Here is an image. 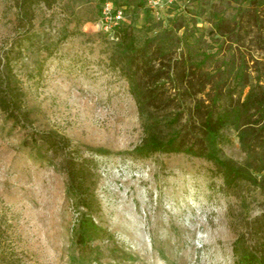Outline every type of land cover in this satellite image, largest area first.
Segmentation results:
<instances>
[{
	"label": "rangeland",
	"instance_id": "rangeland-1",
	"mask_svg": "<svg viewBox=\"0 0 264 264\" xmlns=\"http://www.w3.org/2000/svg\"><path fill=\"white\" fill-rule=\"evenodd\" d=\"M105 1L31 0L21 11V0H0V95L7 90L21 107L8 117L0 105V263L243 264L244 252L263 255L258 187L227 189L202 158L132 155L145 126L168 124L183 108L160 104L139 115L119 41L100 22ZM148 1L111 0L137 47L156 39L163 65L190 50L197 60L206 55L225 88L238 71L264 81L261 0H158L156 9ZM255 12L263 25L251 21ZM44 136L56 139L54 150ZM217 150L248 161L232 127ZM74 157L93 172V237L84 248L67 195L65 159Z\"/></svg>",
	"mask_w": 264,
	"mask_h": 264
},
{
	"label": "trees",
	"instance_id": "trees-1",
	"mask_svg": "<svg viewBox=\"0 0 264 264\" xmlns=\"http://www.w3.org/2000/svg\"><path fill=\"white\" fill-rule=\"evenodd\" d=\"M30 1L21 0L19 9L24 11ZM263 3L261 0L255 5L261 6ZM251 21L255 26L262 24L260 15L256 12ZM216 25L219 29L221 24ZM114 37L119 41L122 53L120 70L129 83L139 115L144 117L149 113L145 112L146 107L153 108L160 104L165 109L183 108L168 124L161 122L145 126V136L133 149L132 155L147 158L155 154H185L202 158L214 166L227 189L246 183L258 187L264 193V175L259 178L255 174H264L262 76H246L244 72L238 71L225 88L227 79L206 69L205 54L203 59L197 60L187 50L188 55H182L171 67H167L161 61L164 49L156 44L155 38L147 39L142 46L137 47L132 28L123 26L114 31ZM183 39L184 36L177 41L181 42ZM158 61L162 64L156 68ZM256 64L262 62L256 61ZM0 105L8 117H12L16 109L21 111L20 106L16 108L18 103L15 95L9 94L5 89L0 95ZM227 127L238 132L248 156V161L243 165L224 159L218 153L217 144ZM164 129L168 131L166 136H162L160 132ZM62 140L66 142L65 139ZM43 141L49 150H54L57 145L52 136H44ZM88 163L81 157L65 159L67 195L79 213L76 240L80 248L86 247L93 237L94 197L87 186L93 172ZM242 259L243 264H264V254L256 252H244ZM4 263L3 260L0 264Z\"/></svg>",
	"mask_w": 264,
	"mask_h": 264
},
{
	"label": "built area",
	"instance_id": "built-area-1",
	"mask_svg": "<svg viewBox=\"0 0 264 264\" xmlns=\"http://www.w3.org/2000/svg\"><path fill=\"white\" fill-rule=\"evenodd\" d=\"M148 2L153 9H156L159 6L158 0H149ZM123 19L124 16L122 10L114 8L111 0H106L102 6L100 16V22L103 29L107 32H114L121 26Z\"/></svg>",
	"mask_w": 264,
	"mask_h": 264
}]
</instances>
